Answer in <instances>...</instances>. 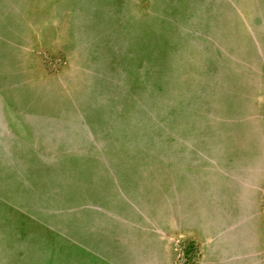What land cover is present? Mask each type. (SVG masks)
<instances>
[{"label": "rangeland", "instance_id": "obj_1", "mask_svg": "<svg viewBox=\"0 0 264 264\" xmlns=\"http://www.w3.org/2000/svg\"><path fill=\"white\" fill-rule=\"evenodd\" d=\"M0 264H264V0H0Z\"/></svg>", "mask_w": 264, "mask_h": 264}]
</instances>
